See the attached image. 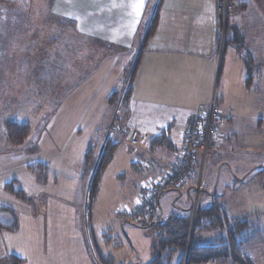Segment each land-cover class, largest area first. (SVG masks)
Instances as JSON below:
<instances>
[{"label":"crops","instance_id":"obj_1","mask_svg":"<svg viewBox=\"0 0 264 264\" xmlns=\"http://www.w3.org/2000/svg\"><path fill=\"white\" fill-rule=\"evenodd\" d=\"M52 1L54 14L74 21L79 34L68 33L74 35V41L82 42V49L71 48L68 52L69 59L76 60L67 63L63 74L71 81L69 85L73 84L72 89L43 117L45 129L35 143L39 147L36 155L0 151V205L12 209L18 220L15 231L0 230V264H10L11 256L20 258L21 264H93L81 223L91 175L82 173L83 156L89 145L95 146L98 156L116 112L115 109L110 121V97L117 93L111 90L115 83L119 84L131 60L133 65L128 69H133L138 54L122 127L138 130L142 135L141 150L133 155L131 165L143 178H150L145 185L163 176L164 165L177 162L187 123L215 101L221 113L215 148H223L221 153L218 150L211 153L209 159L211 162L214 154L217 157L224 154L225 158L217 161L219 166L230 169L233 165L236 174L228 172L224 182L209 185L202 182L209 198H205L202 206L208 207L216 200L230 220H246V225L235 236V253L241 261L228 257L205 264H251L252 261L264 264V227L259 225L264 226V215L251 213L246 197L252 187L240 182L247 175L241 179L235 171L239 169L240 159L243 164L253 162L260 173L264 169V158L254 161L252 158L261 153L258 149L264 148L261 133L264 120L253 100V81L250 87L245 85L243 61L235 46H223L219 52L216 0H145L141 21L131 35L127 27L132 19L128 15L131 9L113 6L130 0ZM236 3L242 6L237 14L241 18L229 19V36L232 39L236 31L241 35L243 52L252 57L257 72L264 65V0H236ZM155 12L154 28L146 36ZM76 16L78 21L72 18ZM141 27L144 33L137 47ZM93 46L104 50L105 57L93 54ZM95 64L99 65L93 70ZM78 82L81 84L77 86ZM64 84L58 79L57 90L63 89ZM161 133L169 139L170 146L149 147V140ZM117 141L120 140L113 139L111 143ZM120 143L129 154L126 143ZM44 158L49 162V173L45 183H41L28 166L41 163ZM121 166H126L124 160ZM193 178L195 182L198 180L196 176ZM12 181L18 183L27 200L5 191V184ZM237 182L245 186L234 196ZM82 183L86 184L85 192ZM187 185L183 186L189 194ZM137 200L140 199L136 197L130 208ZM227 230L228 227L201 231L197 237L204 245L220 238L226 241Z\"/></svg>","mask_w":264,"mask_h":264},{"label":"rangeland","instance_id":"obj_2","mask_svg":"<svg viewBox=\"0 0 264 264\" xmlns=\"http://www.w3.org/2000/svg\"><path fill=\"white\" fill-rule=\"evenodd\" d=\"M42 1L0 0V151L2 150L4 153L20 152L21 148V145L14 147V145L8 144L5 130L7 124L27 122L30 126V134L25 140V145L35 144L45 129L44 118L72 89L73 84L69 85L71 81L66 80L67 76L63 74V69L67 63L68 65L73 64L76 60L69 59L68 52L71 48L75 51L82 49V42L74 41V35L68 32H74L76 36L79 32L73 25L55 26L57 21L60 22V18L64 16L59 14V18L56 14L55 18L51 17L52 0L50 2ZM240 18L241 15H238L237 19ZM143 31L144 29L141 27L137 47L143 37ZM219 41H221L220 36ZM231 48L229 46V49ZM96 58L97 56H95ZM119 60L125 62L123 59ZM132 65L133 60L128 68H132ZM128 68L124 76H121L119 84L115 83L111 90L112 93L115 91L117 93L116 95L113 93V96L110 97V121L115 109V115L118 113L124 91L131 84L128 75L132 76V70L130 71ZM56 69L60 71L56 73ZM58 79L66 85L61 90H57ZM251 92L264 120V65L254 73ZM261 133L264 134V130ZM116 145L118 154H114V161L109 164L100 177L98 192L89 203L88 212L85 211L87 207H84L83 204L85 209L81 211V223L85 243L93 264H106L105 261H102L105 258L110 259L108 264H147L150 261V247L155 230L142 229L140 223L126 221L117 216V213L119 210L130 208V204L135 202L136 197L141 198V187L150 178L147 176L143 178L140 171L131 165L133 156L126 150L123 151L122 143L118 142ZM222 148L220 146L215 148L214 145L209 154L216 150L221 153ZM38 150L39 147H36L30 154L36 155ZM257 151L261 153L252 155L253 161L264 158V148ZM219 158H225V155L220 154L217 157L214 154V161L210 162L209 157L205 160L201 172L202 182H207L208 185L211 182H224L229 176L228 172L236 174L233 165L231 170L223 165L219 166L217 162ZM123 160L126 164L124 167L121 166ZM41 163L47 166L48 175V160L44 158ZM198 163L199 159H197ZM238 164L239 169H235L238 173L237 176L243 179L247 175L240 182L252 187L249 188L251 194L246 197V200L251 204V213L257 212L258 216H262L264 215V169L260 173L258 169H255L256 165L253 166V162L243 164L242 159ZM193 174L198 176L197 167H194ZM243 186L245 185H239L237 182V189L233 195L237 196L240 191L242 192ZM85 187L86 184L82 183V192H85ZM259 188H262L261 192H259ZM207 192L208 190L205 189L201 193L203 195L196 199L193 190L190 191L191 197L187 194L185 186L182 188L181 195L177 189L168 190L162 194L153 219L165 221L170 216H182L186 213L183 210L190 206L193 211L195 202L196 206L201 207L205 198L209 200L205 194ZM192 220L191 216V222ZM231 222L234 224L233 220ZM262 224L259 223L260 227H264ZM254 263L255 261H252L251 264ZM184 264H186L185 261Z\"/></svg>","mask_w":264,"mask_h":264},{"label":"trees","instance_id":"obj_3","mask_svg":"<svg viewBox=\"0 0 264 264\" xmlns=\"http://www.w3.org/2000/svg\"><path fill=\"white\" fill-rule=\"evenodd\" d=\"M228 1L235 3L237 5L238 12L241 10L242 6L238 5L236 3V0H228ZM47 2H50V0H48ZM51 8H52V5H51ZM55 15L56 14H54L51 10V17L55 18ZM229 19L227 21V26L225 30V36H224L225 41L223 42V46H227V45L235 46L237 53L241 56L242 61H243L244 73H245V79H244L245 85L247 87H250L252 84L253 78H254V71H255L256 65L252 57L249 54H245L243 52L241 35L236 31L232 39H231V36H229V24H228ZM155 21H156V12L153 15L151 21L149 22L146 36L150 35V33L152 32ZM58 22L59 20L57 21V25H58ZM68 24L74 25V21L72 19H68L65 17L60 18L59 27L65 26ZM218 43H219V37H218ZM92 53L100 54L101 56L105 57L104 50H101L95 46L92 47ZM138 58H139V54L134 63L132 73H131L132 76L129 77V81L132 80V77L135 73L136 67L138 65ZM98 65L95 64L94 65L95 67L93 68V70H95V68ZM83 80L84 78L81 79V83L83 82ZM81 83L78 82L76 83V85L78 86V84L80 85ZM130 95H131V86H128L124 91V94H123V97H122V100L119 106L120 107L119 113L117 117L115 118V122H114L115 127L123 129L125 133H127L129 129H125L122 127L126 119L127 106H128V102L130 99ZM214 102H213V105H214ZM214 107L217 109L215 105ZM208 108H206L205 110H201V112L207 111ZM201 112H198V113H201ZM228 114H231L230 110L228 111ZM220 117H221V113L219 111V118H218V123L216 126L217 127L216 136L218 135V126H219ZM187 125L183 132L182 144H181V149L179 151V155L177 158V162L175 165H172V166L180 165L182 151L185 145L184 134H185ZM5 130H6V140L7 142H9L8 143L9 145H14V147L21 145V148L19 150L21 152H25L28 154L32 153L36 149L35 144H32L31 146L25 145V140L30 134V126L27 122L26 123L25 122L23 123L10 122L9 124L6 125ZM216 136L214 137V140L212 141L210 147L208 148L206 159L210 155L209 154L210 149H212L214 145L217 143ZM113 139L124 141L123 138L118 136L117 134H113L111 137L106 139L104 148L100 154L99 161L95 169V172L93 174L90 187L88 190L86 212H88L89 203L95 198L98 192L100 177H102L103 172L109 166V164L111 163L114 157V152L117 146L116 143L120 142V141H117L116 143H111V140ZM158 146H164V147L170 146V141L165 136L164 133L153 136L149 140V147L152 148V147H158ZM127 147H128V151L130 152L129 154H131L132 156L133 155L135 156L136 154L139 153V150H141V147H140L136 151H131V148L128 145ZM96 157H97V152H96L95 146L89 145L83 156V162H82L83 175L87 176L91 173L93 166L95 164ZM198 166H199V163L197 164V160H196L191 173L188 175V177L185 180L186 185L189 184L187 185V187L189 188L188 195L190 197H191L190 191L193 190L194 192V186L197 183V181L195 182V178H193L195 177V175L193 174V170H194V167H197L198 169ZM162 169L164 170V168ZM28 170L30 173L35 175L38 181H40L41 183L45 181L47 177V166L45 164L36 163L33 165H29ZM164 173L165 171L163 172V174ZM196 177L198 178L197 175ZM155 180H151L150 182H153ZM192 180H194L193 184L191 182ZM183 185L179 188H176L177 190L180 191V193L182 191ZM4 189L7 193L11 194L12 196L18 199H21L23 201L27 200L25 193L20 189L18 183L15 181L5 184ZM176 189H167L163 192H160V195L158 197V202H159V198L162 196L164 192H167L168 190H176ZM204 190H205L204 187H202L201 193L204 192ZM201 193L198 197L203 195ZM157 207H159L158 203H157ZM183 211L186 213L183 214L182 216H170L165 221L153 219L154 215L156 214V211L151 217L136 221V223L141 224L142 229L150 228V229L155 230V235L153 236L152 244L150 247V261L147 264H184V261L186 262V264H205L209 262L210 260L226 259L228 257H230L231 260H234V261L235 260L241 261L240 256L237 253H235V250H236V237L235 236H236V233H238V230H240L241 227L246 225V220L235 221L234 224H232L231 220L226 215L224 208L216 200H212L208 207H203V206L198 207L197 205L192 222H191V215H192L191 206L187 209H184ZM123 219L126 220L125 218ZM126 221H129V220H126ZM129 222H132V221H129ZM226 227H228L226 241L220 238V239L214 240L213 242L209 244L204 245L200 243L197 237L198 233H200L201 231L225 229ZM17 228H18V220H17V217L14 211L10 209L9 207L0 205V230L15 231ZM8 261L10 264H21L22 263V260L15 256L9 257ZM102 261L103 262L105 261L106 264L110 263L109 258H105Z\"/></svg>","mask_w":264,"mask_h":264},{"label":"built area","instance_id":"obj_4","mask_svg":"<svg viewBox=\"0 0 264 264\" xmlns=\"http://www.w3.org/2000/svg\"><path fill=\"white\" fill-rule=\"evenodd\" d=\"M216 7L220 28L219 36L221 37V41H219L218 45L221 54L227 21L238 13V7L235 3L229 2L228 0H216ZM117 115L118 113L115 115L111 126L107 129L104 136L105 139L111 137L113 134H117L123 138L126 144L131 148V151H136L142 144L141 133L135 129H129V131L125 133L123 129L116 128L114 122ZM218 118L219 111L214 107L213 102H211L207 111L195 114L189 121L184 134L185 145L182 151L180 165H164V175L146 184L142 188L140 202L135 203L132 208L119 210L117 215L132 222L151 217L156 211L160 192L181 187L191 173L196 160L199 159V178L194 186V193L197 199L203 187L201 172L207 157L208 148L216 136ZM195 209L196 202L192 211L193 215ZM193 215H191L192 218H194Z\"/></svg>","mask_w":264,"mask_h":264},{"label":"snow or ice","instance_id":"obj_5","mask_svg":"<svg viewBox=\"0 0 264 264\" xmlns=\"http://www.w3.org/2000/svg\"><path fill=\"white\" fill-rule=\"evenodd\" d=\"M114 7H123L131 9V11L128 13V15L132 18L128 24V28L130 29L129 35L134 33L136 31V26L140 23L142 14L145 9V0H130L127 4H120V5H113ZM75 20H79V17H72ZM140 201L137 200L136 203H139Z\"/></svg>","mask_w":264,"mask_h":264},{"label":"water","instance_id":"obj_6","mask_svg":"<svg viewBox=\"0 0 264 264\" xmlns=\"http://www.w3.org/2000/svg\"><path fill=\"white\" fill-rule=\"evenodd\" d=\"M105 141H106V139H105V137H104L103 145H102L101 150H100V152H99V154H98V156H97V158H96V160H95V164H94V166H93V169H92V172H91V175H90V179H89L88 186H87V192H86V195H87V196H88V190H89V187H90V183H91V180H92L93 174H94V172H95V169H96L97 164H98V161H99L100 154H101V152H102V150H103V148H104ZM87 196H86V197H87Z\"/></svg>","mask_w":264,"mask_h":264}]
</instances>
